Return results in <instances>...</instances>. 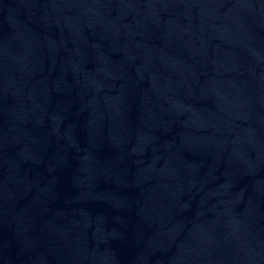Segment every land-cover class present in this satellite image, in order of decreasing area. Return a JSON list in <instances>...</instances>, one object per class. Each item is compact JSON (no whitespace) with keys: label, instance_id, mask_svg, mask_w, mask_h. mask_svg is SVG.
Listing matches in <instances>:
<instances>
[{"label":"water","instance_id":"water-1","mask_svg":"<svg viewBox=\"0 0 264 264\" xmlns=\"http://www.w3.org/2000/svg\"><path fill=\"white\" fill-rule=\"evenodd\" d=\"M0 264H264V0H0Z\"/></svg>","mask_w":264,"mask_h":264}]
</instances>
